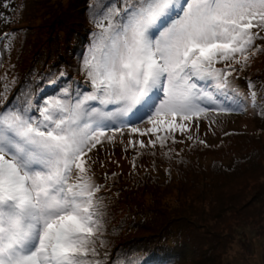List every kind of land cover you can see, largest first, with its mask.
<instances>
[{"label": "snow or ice", "instance_id": "6c2138e0", "mask_svg": "<svg viewBox=\"0 0 264 264\" xmlns=\"http://www.w3.org/2000/svg\"><path fill=\"white\" fill-rule=\"evenodd\" d=\"M112 3L93 6L99 31L81 63L87 91L62 90L42 103L26 91L15 107L0 108V264H100L102 186L88 153L105 133L109 142L122 128L151 133L148 146H163L165 130L238 110L229 98L234 65L243 70L261 48L264 0ZM145 119L146 128L133 123ZM135 145L145 146L139 138Z\"/></svg>", "mask_w": 264, "mask_h": 264}, {"label": "rangeland", "instance_id": "374dc122", "mask_svg": "<svg viewBox=\"0 0 264 264\" xmlns=\"http://www.w3.org/2000/svg\"><path fill=\"white\" fill-rule=\"evenodd\" d=\"M70 2L71 0H0V108L15 107L21 102V97L25 95L26 91L31 93L37 103H42L46 98L55 97L50 96L51 94H45L46 90L53 85L52 81L55 80H50L49 77L44 78L45 73L49 72L46 69L50 66L51 72H53L54 70H63V67L68 64V69L65 71L70 75L71 72H74L68 83H65V91L70 92L73 80H76L77 85L81 86L82 90H88L89 82L85 73L81 70V63L83 55L92 41L93 34L99 31L92 20L93 6L99 12L106 5L112 3V0H86L85 7L81 12L78 11L76 6L72 9ZM112 6L115 7V4L112 3ZM65 11L68 13H65ZM48 13H50V16H48ZM62 13L66 17H63ZM71 14H73V17L77 15V17L64 25L62 22H66ZM78 17L81 18L80 23ZM77 22L79 25H75ZM48 26H53L55 29H44ZM256 43L261 45V48L255 55L250 56L243 70H240V64L234 65L236 71L231 78L230 91V96L234 97H230V99L234 98L238 104V110L208 112L202 114L199 120L194 117L191 122L186 121L187 128L185 132L177 130L169 133L168 130H165L164 134L169 135L172 140L174 138L177 143L193 145L194 150L199 148L203 149V152L211 151L213 147L216 148L218 145L220 147L221 144L230 142L234 146L236 155L249 159L245 163L246 165L238 166L237 169L242 170L243 166H250L254 170L259 167L261 165L259 163L262 162L253 161L254 149L252 148H255L254 146L258 143L264 144V40H257ZM79 48H82V50L80 51ZM49 60H52V62H49ZM217 67H223V64H218ZM34 68L35 70H33ZM38 68L39 70L43 68V74L38 80L39 83L37 84L39 86L33 91L34 87L28 86L29 78ZM255 84L259 87H256ZM42 88L43 92L40 90ZM254 90L255 95L253 94ZM133 123L138 128L148 127L146 119L143 122L133 120ZM107 135L108 133H105V137L102 138V146H97L88 153L95 161L92 164V170L96 182L101 186L103 181L109 178L107 173H124L127 171L128 163L132 157L135 160L136 152L142 153L144 158L152 161L150 163L160 164L162 162V158L158 154L160 143L154 142L152 146L147 144L149 139L155 141V136L151 133L138 136L137 133L129 134L126 129L122 128L120 133H112L114 139L111 142L107 140ZM129 135L133 139V147L131 148L127 147ZM245 135L255 141H246L243 139ZM137 138L143 142L144 147L135 145ZM200 141H204V143H200ZM168 142L169 139L165 141L164 145ZM221 148L225 149L224 147ZM145 156L154 157L147 158ZM222 156L223 151H218L214 154L207 153L198 160L202 159L201 163L208 167ZM228 156L224 161L219 162L217 166L229 161ZM234 177L235 172H232L226 175L224 180L226 187H231V193H235L238 188L245 190L256 186V194L259 193V195L255 197L256 199L251 204L247 205L246 211L248 214L246 217L223 214L224 233L227 241L231 243L226 255L217 261L212 259L199 260L201 259L200 255L193 254L187 249V252H184L185 250L176 246L177 239L167 237L164 242L175 243L172 245L176 246V250H173L174 253L176 252L174 255H168L167 249L172 250L173 248L167 243L163 245L156 244L154 247L163 250L166 257H176V259L172 261L168 259V262L163 264H205L206 262L208 264H264V176H258L260 178L249 177L247 180H243L244 182L240 181L239 184L236 183L237 177ZM258 183L263 187V191L261 187H258ZM172 185L175 184L171 182ZM156 189L161 193L159 188ZM189 189H191L189 192L193 196H201L193 186ZM161 194L164 197L165 205H168V209L177 207L174 189L162 188ZM106 195L107 193L104 192L99 195L102 200V221L104 223L102 231L97 234V238H102L108 233L111 227L110 223L114 227L116 223L120 222L121 218L126 219L122 217L123 205L115 207L110 204L108 209L106 208V199L104 198ZM185 209L187 208L185 207ZM252 212L256 217L250 221L249 218ZM242 217L244 219L240 220ZM171 219L169 217V220ZM151 222L155 227L160 224L158 219ZM135 232L132 231V234ZM162 232L161 230L155 234L145 227L143 231L135 234L131 239L141 242L140 247H145L147 244L143 242L144 240L155 242L157 241V234H162ZM127 240H124L123 243ZM121 256L123 257L124 253ZM149 258V260L154 259ZM144 264L148 263L144 262Z\"/></svg>", "mask_w": 264, "mask_h": 264}, {"label": "trees", "instance_id": "16d2710c", "mask_svg": "<svg viewBox=\"0 0 264 264\" xmlns=\"http://www.w3.org/2000/svg\"><path fill=\"white\" fill-rule=\"evenodd\" d=\"M79 1L71 0L70 7L72 5L73 9L76 6L78 11L81 12L85 7L86 0ZM65 13L68 12L65 11ZM62 14L63 17H66L64 13ZM48 16H50V13H48ZM76 17L77 15L73 17V14H71L68 16V20L62 23L65 25ZM77 19L78 22L81 21L80 17ZM78 22L75 25H79ZM44 29L53 30L55 28L48 26ZM79 49L80 51L82 50V48ZM49 62H52V60H49ZM67 65L63 67V70H54L53 72H51V66L46 69L49 72L45 73L44 78L55 79L56 83H53L46 90L45 94H51L50 96L62 94V90L66 88L65 83H68L71 75H74V72H71L70 75L65 71L68 69ZM42 69L39 70L38 68L37 71H34L32 77L29 78L28 86H33V91L39 86L37 83H39L38 80L43 74ZM255 86L259 87L257 84ZM40 90L43 92V88ZM80 90H82L81 86H78L76 80H73L70 92ZM243 139L255 141L247 135ZM192 146L173 142L169 138V142L166 145L158 148V154L162 158L160 164L150 163L152 161L144 158L142 153L136 152L135 160H133V157L130 159L127 171L124 173H107L109 178L103 181L102 191L99 195L103 192L107 193L104 197L107 209L110 204L115 207L123 205L122 217L126 219L121 218L120 222L116 223L114 227L110 223L111 227L108 233L102 238H96L98 255L95 259H98L100 264H125V261L134 264L139 259H143L148 264H163L167 263L168 259L170 261L176 259V257H169L176 253L173 251L176 250V246L181 247L185 250L184 252L189 251L200 255L201 259L199 260L204 259L207 261L208 259H212L217 261L226 255L231 243L227 241L226 234L224 233L225 222L223 214L246 217L248 214L246 211L247 205L251 204L256 199L255 197H258L259 193L256 194V186L244 188L245 190L238 188L235 193H231V187H229L230 189L227 188L224 182L225 177L235 172L234 178L237 177L236 183L239 184L240 181L247 180L249 177L260 178L258 176H264V144L258 143V145L254 146L255 148H252L254 149L253 161L256 160L257 163L262 162L254 170L250 166H243L242 170L237 169L238 166L247 163L249 159L236 155L234 146L230 142L223 143L220 147L219 145L216 148L213 147V150L208 152H203V149L199 148L197 149L198 151L194 150ZM218 151H223V156L208 167L204 163H201L202 159L198 160L207 153L214 154ZM226 156L230 160L217 166L219 162L226 159ZM145 157L152 158L154 156ZM133 165L135 166L133 167ZM171 182L175 185L171 186ZM191 186L198 190L197 192L201 196H193L189 192L191 191L189 189ZM165 187L174 189L177 207L168 209V205H165L164 197L161 194L162 188ZM258 187H261L263 191V187L260 184ZM156 188H159L161 193ZM248 195L249 197L247 198ZM252 213L249 218L250 221L256 217ZM169 217L173 220H169ZM243 217L240 220H243ZM154 219L160 221L158 227H155L151 222ZM245 221L249 222L248 220ZM145 227L155 234L161 230L163 232L162 234H157V241H151V243L144 240L143 242H146L147 245L140 247L139 244L141 242H137V240L131 238L140 231H143ZM132 231L136 232L132 234ZM167 237L177 239L178 243L176 246H172L175 243L164 242L167 240ZM126 239L128 240L123 243ZM164 243L173 248L172 250L167 249V252H169V256L167 257L163 250L154 247L156 244L163 245ZM123 253L124 256L122 257ZM149 257L154 259L149 260ZM205 264H208V262Z\"/></svg>", "mask_w": 264, "mask_h": 264}]
</instances>
